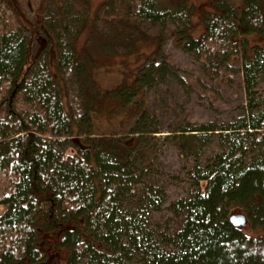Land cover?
<instances>
[{"label": "trees", "instance_id": "16d2710c", "mask_svg": "<svg viewBox=\"0 0 264 264\" xmlns=\"http://www.w3.org/2000/svg\"><path fill=\"white\" fill-rule=\"evenodd\" d=\"M171 1L109 0L96 20L109 17L127 28L100 29L94 22L81 41L88 15L71 0H47V39L25 68L27 29L0 0V264H50L42 241L50 232L66 251L65 264H131L137 258L140 264H264V112L255 103L264 46L248 40L264 38V0H209L214 11L201 16L199 37L191 34L190 2ZM169 27L200 73L197 98L212 106L229 94L235 103L227 124L185 122L171 132L180 154L195 153L213 136L221 150L204 169L190 171L203 191L170 205L180 222L165 239L141 215L159 211L163 202L160 188L142 186L146 172L138 161L158 133L155 115L134 108L131 98L155 77L164 80L166 70L143 63L130 83L107 93L128 110L132 121L122 128L132 143L118 132H95L93 115L105 103L92 73L104 53L133 44L128 30L162 33ZM182 75L179 81L188 84L187 71ZM135 188L142 196L123 203L135 198ZM234 210L260 231L257 237L230 224ZM164 244L169 251L159 247Z\"/></svg>", "mask_w": 264, "mask_h": 264}, {"label": "rangeland", "instance_id": "374dc122", "mask_svg": "<svg viewBox=\"0 0 264 264\" xmlns=\"http://www.w3.org/2000/svg\"><path fill=\"white\" fill-rule=\"evenodd\" d=\"M5 1L14 9L19 22L27 29L25 31L26 68L34 61L35 52L42 44L41 38H46L42 27V13L47 0ZM71 1L77 10L88 15L87 26L79 35L81 41L87 37L88 29L94 22L99 25L100 29L117 25L121 29L126 27L123 23L109 21V17L105 16L96 20L98 9L109 0H87L86 4L83 2L84 0ZM162 1L165 5L168 4L167 0ZM183 1L190 2L192 5L193 29L191 34L194 37H199L202 32L201 16L206 11L213 12L214 10L211 8L209 0ZM170 2L172 1L170 0ZM130 31L132 30H128V33L131 34L133 44L125 48H113L104 53L99 59L101 65L93 70L92 76L96 83L95 90L100 92L103 103H105L101 111H96L93 115L96 125L95 132L106 135L118 132L120 133L118 137L122 138L123 142H131L132 136L128 134L126 129L122 128V124L127 125L132 121L129 112L117 106L115 102L109 101L110 98H108L107 93L122 83H130L136 74L138 65L141 66V64L146 63L150 66L164 67L166 70L164 80L155 77L153 85L143 89L138 96H133L131 101L134 103V108H146L155 115L154 122L158 131L157 134L151 136L153 138L150 141L151 146L141 149V158L138 161L144 165L146 172L145 177L142 178V186L160 188L163 202L159 211L154 212L145 209L143 210L145 214L142 213L141 215H144V223L148 225V229L155 230V235H164L165 239H168L175 232L180 222L178 215L171 212L170 205L198 190L203 191L204 188L203 183L199 184V188L194 185L195 182L193 184L189 175L190 171L204 169L221 150L218 136H213L208 144L199 146L195 153L180 154L169 136H171L172 131L181 127L185 122L194 125L211 122L221 125L231 122L234 118L232 108L235 102L230 99L229 94L225 98L213 102L214 105L212 106L204 105V102L197 98L194 88L195 80L200 73L195 68L191 56L180 49L179 42L175 39L173 27L164 29L162 33L152 30L145 34H134ZM248 40L253 44L259 42V45L264 46V38L257 39L254 36H249ZM48 46L49 44L46 43V47ZM124 46L126 45L124 44ZM157 48L158 50H156ZM186 71L188 77L186 79L189 85H184L179 81V77L183 76L182 74ZM255 99L258 108L264 112V75L258 81ZM124 131L125 133H122ZM141 163L138 165L140 166ZM136 177L138 178L139 174ZM136 189L132 192V195L135 194V198L124 197L123 203L129 205L128 201H135L139 195L142 196L140 192H136ZM3 210L0 208V214ZM130 211H134V209ZM239 212L243 214L241 210H234L232 214H240ZM243 231L247 237H257L260 232L259 230L252 231L249 227ZM42 241L45 245L44 249L49 251L50 264H65L66 251L58 246L56 233H44ZM159 247L166 251L170 249V246L166 244ZM131 264H140V262L137 258Z\"/></svg>", "mask_w": 264, "mask_h": 264}, {"label": "water", "instance_id": "95a60500", "mask_svg": "<svg viewBox=\"0 0 264 264\" xmlns=\"http://www.w3.org/2000/svg\"><path fill=\"white\" fill-rule=\"evenodd\" d=\"M240 213V212H239ZM230 224L237 229H242L247 225V219L243 214H232L229 218Z\"/></svg>", "mask_w": 264, "mask_h": 264}]
</instances>
